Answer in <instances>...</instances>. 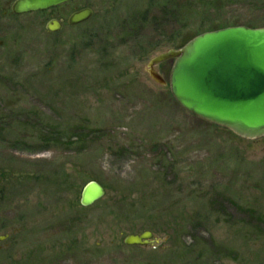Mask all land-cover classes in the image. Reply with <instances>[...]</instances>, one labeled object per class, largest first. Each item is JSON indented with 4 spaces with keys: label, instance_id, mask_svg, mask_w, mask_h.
<instances>
[{
    "label": "rangeland",
    "instance_id": "374dc122",
    "mask_svg": "<svg viewBox=\"0 0 264 264\" xmlns=\"http://www.w3.org/2000/svg\"><path fill=\"white\" fill-rule=\"evenodd\" d=\"M13 2L0 0V264H264V138L182 109L173 61L154 69L164 85L148 73L212 27L264 28V0H78L19 16ZM82 8L90 20L69 27ZM92 181L105 196L82 208ZM144 231L152 246L124 245Z\"/></svg>",
    "mask_w": 264,
    "mask_h": 264
},
{
    "label": "water",
    "instance_id": "95a60500",
    "mask_svg": "<svg viewBox=\"0 0 264 264\" xmlns=\"http://www.w3.org/2000/svg\"><path fill=\"white\" fill-rule=\"evenodd\" d=\"M72 0H16L12 14L19 16L54 9ZM90 9L73 13L68 26L87 22ZM45 30L61 31L51 20ZM173 61L169 88L179 106L191 115L225 129L244 140L264 138V28L227 27L202 33L178 51H168L149 63L148 73L159 85L165 82L154 67ZM105 195L104 188L88 182L81 190L79 204L88 208ZM151 233L130 235L126 246L152 245ZM5 237H0V241Z\"/></svg>",
    "mask_w": 264,
    "mask_h": 264
},
{
    "label": "flooded vegetation",
    "instance_id": "af4514ba",
    "mask_svg": "<svg viewBox=\"0 0 264 264\" xmlns=\"http://www.w3.org/2000/svg\"><path fill=\"white\" fill-rule=\"evenodd\" d=\"M16 0H14V2H15ZM74 1H78V0H72V1H70V2H67V3H65V4H62V5H60V6H58V7H56V8H54V9H51V10H56V9H58V8H61V7H66L67 5H69V4H71L72 2H74ZM13 2V3H14ZM13 3H12V5H13ZM12 5H11V7H10V11H11V8H12ZM84 9H89V8H82V9H79V10H75L74 12H72L70 15H69V17L73 14V13H75V12H78V11H81V10H84ZM91 10V9H90ZM92 11V10H91ZM93 12V11H92ZM11 13H12V11H11ZM68 17V18H69ZM52 20H55V21H58L60 24H61V29H62V22H63V20L62 19H52ZM68 20V19H67ZM51 21V20H50ZM49 22V21H48ZM47 22V23H48ZM46 23V24H47ZM67 23V22H66ZM83 24V23H82ZM68 25V24H67ZM81 25V24H80ZM77 26H79V25H77ZM69 27H71V26H69ZM72 27H75V26H72ZM85 186V185H84ZM104 191H105V189H104ZM105 196V195H104ZM81 207V206H80ZM144 232H150L151 233V235H152V237H151V241H152V244H153V242H154V239H153V233L151 232V231H144ZM143 233V232H142ZM142 233H140V234H138V235H141ZM131 235H135V234H131ZM127 236H130V235H127ZM126 236V237H127ZM125 237V238H126ZM124 238V239H125ZM123 243H124V240H123ZM125 245V244H124ZM126 246V245H125ZM150 246H152V245H150ZM150 246H146V247H143V248H147V247H150ZM129 247H141V246H129Z\"/></svg>",
    "mask_w": 264,
    "mask_h": 264
},
{
    "label": "trees",
    "instance_id": "16d2710c",
    "mask_svg": "<svg viewBox=\"0 0 264 264\" xmlns=\"http://www.w3.org/2000/svg\"><path fill=\"white\" fill-rule=\"evenodd\" d=\"M235 25H237V24H235ZM219 27H221V26H216L215 28H210L211 30H217ZM211 30H207V31H211ZM199 31H201V32H199V33H202L203 32V28L201 27V29L199 30ZM205 32V31H204ZM193 37H191L190 38V40L192 39ZM187 42H189V40H187V39H184V41L181 43V46L183 47Z\"/></svg>",
    "mask_w": 264,
    "mask_h": 264
},
{
    "label": "bare ground",
    "instance_id": "6f19581e",
    "mask_svg": "<svg viewBox=\"0 0 264 264\" xmlns=\"http://www.w3.org/2000/svg\"><path fill=\"white\" fill-rule=\"evenodd\" d=\"M24 15H26V14H24Z\"/></svg>",
    "mask_w": 264,
    "mask_h": 264
}]
</instances>
